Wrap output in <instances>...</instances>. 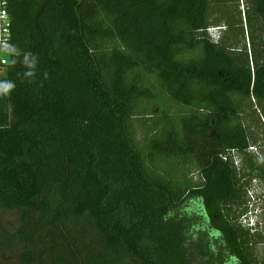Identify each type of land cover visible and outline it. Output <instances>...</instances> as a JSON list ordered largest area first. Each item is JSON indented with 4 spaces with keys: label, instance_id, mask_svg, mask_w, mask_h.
<instances>
[{
    "label": "trees",
    "instance_id": "16d2710c",
    "mask_svg": "<svg viewBox=\"0 0 264 264\" xmlns=\"http://www.w3.org/2000/svg\"><path fill=\"white\" fill-rule=\"evenodd\" d=\"M9 9L0 206L20 222L0 215V264L18 246L21 264H264L232 213L264 170V0Z\"/></svg>",
    "mask_w": 264,
    "mask_h": 264
},
{
    "label": "rangeland",
    "instance_id": "374dc122",
    "mask_svg": "<svg viewBox=\"0 0 264 264\" xmlns=\"http://www.w3.org/2000/svg\"><path fill=\"white\" fill-rule=\"evenodd\" d=\"M243 7V5H242ZM217 27L211 28L210 32L212 35H217ZM147 115L143 116L146 117ZM140 117V116H138ZM138 117H135V127L137 131L138 140L143 143L145 128L141 127ZM142 117V116H141ZM150 122L149 119L146 118ZM258 134L259 140L256 149H253V155L258 157V160H264V131L258 127H253ZM247 170L245 169V172ZM243 173V172H242ZM247 173V172H246ZM256 180L250 179L249 176H242V187L244 193V198L246 203L235 205L233 207V214L236 216L238 222L246 214L254 215L255 221H257V227L254 230H250L252 234L253 248L255 253L260 257L264 250V170L257 172ZM195 180L199 179L196 173L194 174ZM0 215L7 227L15 231L19 226L20 212L18 210H10L0 206ZM234 217V216H233ZM244 226V225H243ZM246 228V227H245ZM259 234L263 235V238L259 237ZM3 264H21V249L20 247H15L12 249H7L5 252L1 253Z\"/></svg>",
    "mask_w": 264,
    "mask_h": 264
},
{
    "label": "built area",
    "instance_id": "2783aa9c",
    "mask_svg": "<svg viewBox=\"0 0 264 264\" xmlns=\"http://www.w3.org/2000/svg\"><path fill=\"white\" fill-rule=\"evenodd\" d=\"M10 0H0V40H3L7 43L11 44L12 41V27H13V19L9 9ZM8 56L9 54L4 51H0V78H2L6 71V65L8 64ZM254 215L246 214L240 220V223L245 227L254 230L256 227Z\"/></svg>",
    "mask_w": 264,
    "mask_h": 264
},
{
    "label": "clouds",
    "instance_id": "9594fccd",
    "mask_svg": "<svg viewBox=\"0 0 264 264\" xmlns=\"http://www.w3.org/2000/svg\"><path fill=\"white\" fill-rule=\"evenodd\" d=\"M0 51L7 52L9 55H19V49L17 46L7 43L3 40H0ZM15 62V61H14ZM23 65L28 69L24 73L25 77L34 76V69L37 63V57L31 52L25 53L22 59ZM15 88V83L12 81H0V96H8L11 91ZM257 222L255 227H257Z\"/></svg>",
    "mask_w": 264,
    "mask_h": 264
}]
</instances>
